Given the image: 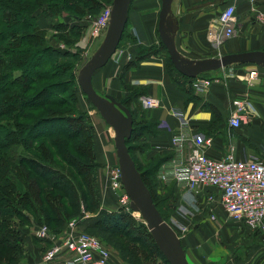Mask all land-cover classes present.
Returning a JSON list of instances; mask_svg holds the SVG:
<instances>
[{"label": "trees", "instance_id": "obj_1", "mask_svg": "<svg viewBox=\"0 0 264 264\" xmlns=\"http://www.w3.org/2000/svg\"><path fill=\"white\" fill-rule=\"evenodd\" d=\"M106 1L112 3V0H0V264H18L24 241L20 227L30 222V217L59 232L71 219H83L87 213L93 215L89 218L96 215L98 220L84 230L92 231L104 244L115 248L123 264L146 261L170 264L143 220L117 205L113 209L102 206L99 174L102 164L95 155V131L91 118L79 110L77 103L78 92L82 90L77 73H73L78 56L49 44L47 29L43 27L47 24L39 21V15H43L48 25L59 32L57 37L71 44L73 40L64 32L70 26L69 19L75 21L69 30L79 35L86 14H98ZM125 41L136 45L127 24L119 47ZM160 55L166 58L171 81L188 94L192 91L195 77L175 69L160 38L149 46L136 45L132 59L120 71L122 91L128 90V94L117 97L109 93L133 116V131L126 140L132 158L133 148L139 155L146 152L148 136L157 133V120L148 117L143 109L131 108L139 88L125 84L123 74L151 56ZM132 140H136L135 145L130 143ZM149 158L144 169L133 159L160 215L168 223L174 203L164 191L157 190L158 186H165L156 178L160 165L170 157L155 154Z\"/></svg>", "mask_w": 264, "mask_h": 264}, {"label": "crops", "instance_id": "obj_2", "mask_svg": "<svg viewBox=\"0 0 264 264\" xmlns=\"http://www.w3.org/2000/svg\"><path fill=\"white\" fill-rule=\"evenodd\" d=\"M228 3L229 0H179L177 6L174 5L172 8L179 23L175 36L177 50L190 59L208 58L215 56V53L219 56L238 51L263 50L264 19L261 20L259 16H264V0L255 3L237 2L235 34L219 45L210 39L212 23ZM160 6L161 0H131L127 30L135 39L136 45L149 46L158 42L157 23ZM136 45L125 41L121 46L122 52L111 57L105 66L94 72L92 83L98 90L107 94L112 93L117 97L128 94V90L122 91L120 71L123 64L131 60L129 56L132 57L134 54ZM165 61L163 55L151 56L136 69H129L123 74L125 84L139 88L136 90L137 96L131 101V108L143 109L148 117L157 120L155 128L157 133L148 136L146 140L148 148L141 156L146 161L155 154L170 157L160 165L157 180L166 175L167 180L163 182V186L167 189L174 188L182 199L184 195L191 198L187 188L177 187L182 183L175 180L172 172L186 160L193 144L192 137L196 133L202 134L207 141L203 148L210 157L220 158L231 154L237 160L248 158L264 162V69L253 63L226 66L210 74L211 82L207 88L199 89L192 84V91L188 94L171 81ZM254 69L258 70V75L251 79L249 73ZM96 76L100 83L98 87L94 82ZM152 96L159 100V104L148 109L143 106L141 98ZM238 98L247 102L245 106L247 113H242L241 124L239 128H235L230 125L229 119L237 112L233 101ZM172 109L185 113V124L181 123L182 119L172 114ZM182 135L181 143L172 141L173 136ZM96 145L97 160L104 165L99 172L102 206L113 209L118 203L107 188L106 169L117 159L111 151L102 153L99 142H96ZM192 194L196 199L195 212L198 213V224L203 222L201 211L224 216V219L216 221L215 229L210 231L211 237L206 241L208 245L204 247L202 242L198 247L200 252L194 254L199 262L264 264V233L257 231L255 234L245 233L242 238L231 237L236 231L235 226L238 229H241V226L222 208L220 193L214 187H203L196 195L194 192ZM208 195L214 196L215 200L210 202L207 199ZM85 217L88 222H85V225L93 224L96 218L98 220L96 215L94 219L89 218L93 217L91 214H85ZM206 217L207 215L205 220ZM197 233L202 234V227ZM186 241L187 239L185 241L181 239L187 255L191 244ZM112 256V264H122L117 255Z\"/></svg>", "mask_w": 264, "mask_h": 264}, {"label": "built area", "instance_id": "obj_3", "mask_svg": "<svg viewBox=\"0 0 264 264\" xmlns=\"http://www.w3.org/2000/svg\"><path fill=\"white\" fill-rule=\"evenodd\" d=\"M239 1L255 3L261 0H229V3L221 9L219 16L212 23L213 28L209 33L210 39L216 45L235 34L237 27L235 7ZM110 10L111 5L97 16H87L91 36L96 37L103 30L106 31ZM259 18L263 20L264 16H259ZM129 58L131 57L129 56ZM257 75L258 70H251L249 78L252 79ZM210 82L211 78L195 77L192 84L196 88L205 89ZM141 101L143 106L148 109L159 104V100L153 96L142 97ZM233 104L237 112L229 119V123L231 126L239 128L242 119L241 112L245 110L247 102L238 98L233 101ZM172 114L178 119H182L181 123H186L185 113L182 110L172 109ZM182 140L183 135L172 137V141L175 143H181ZM192 142L186 160L173 169V177L186 186L193 201L196 200L193 192L196 195L198 190L203 187H214L220 193L222 208L232 219L243 223L251 230H259L264 233V162L248 158L237 160L231 154L220 158L210 157L204 152L203 146L207 141L200 133H196L192 137ZM107 174L108 185L116 193L118 207L137 218L139 214L131 208L129 195L122 186L119 166L109 167ZM159 180L165 182L166 175L159 177ZM207 197L210 202L215 200L214 196L208 195ZM212 218L214 219L215 215ZM80 221L77 218L71 219L66 228L57 234L52 233L45 224L38 227L37 236L51 242V245L41 252L39 264H112L108 246L95 235L84 232L80 228ZM170 226L180 229L175 221L171 222ZM178 237L180 238L179 235Z\"/></svg>", "mask_w": 264, "mask_h": 264}, {"label": "water", "instance_id": "obj_4", "mask_svg": "<svg viewBox=\"0 0 264 264\" xmlns=\"http://www.w3.org/2000/svg\"><path fill=\"white\" fill-rule=\"evenodd\" d=\"M178 1L161 0L157 23L159 38L165 45L168 56L177 71L194 78L208 71H216L237 64L253 63L264 69V50L238 51L198 59L184 56L177 50L175 42L179 23L172 8L174 5L177 6ZM130 5L131 0H112L107 31L97 48L89 56L84 57L77 75V82L99 115L114 130L113 143L121 173V183L129 195L131 208L139 213L154 243L170 264H191L175 229L160 215L150 190L130 155L126 140L130 138L133 131V116L129 109L111 94L99 93L92 84L94 72L105 66L119 47L128 21ZM241 113L247 112L242 110Z\"/></svg>", "mask_w": 264, "mask_h": 264}, {"label": "rangeland", "instance_id": "obj_5", "mask_svg": "<svg viewBox=\"0 0 264 264\" xmlns=\"http://www.w3.org/2000/svg\"><path fill=\"white\" fill-rule=\"evenodd\" d=\"M109 5H111L110 2H107V1L104 2L103 7L98 12V14H100V12L102 10H105L106 7H108ZM98 14H96V15L86 14V17H87V15L97 16ZM69 20L70 21H68V22H69L70 26L75 24L74 19H69ZM39 21H40V24H44V22H45L48 25V23L46 22V18H44L43 15H39ZM81 24H82V27L79 29V31H80L79 35H73V32H71V30H69L70 26L65 28L64 32H67L66 37L68 39L73 40L71 44L64 42L65 40H60L57 37V34L59 32L54 27H51L50 24L48 25L49 27L47 25H43V27L45 29H47V32H48L47 36L49 39V44H51L54 47H58L59 49H62V50L68 49L73 54H76L78 56L79 62L77 61L76 66L73 70V73L75 72V74L77 73V75L79 72V68L82 65V61H83L84 57L89 56L93 52V50L97 48L100 40L105 35L104 33L107 31V30L106 31L103 30V32L100 35L94 37V36H91V32L89 31V27H90L89 22H87V20L86 21L84 20L81 22ZM118 49L119 50L113 55V57L117 56L120 53L121 46ZM214 55L218 56L216 53ZM208 72H210V73H208ZM208 72H207L208 75L206 77L209 78L210 74L214 71H208ZM202 74H204V73H202ZM200 75H198L196 77H204V76H200ZM94 82H95V85L97 87L100 86V83L98 82V76L94 77ZM79 92H78L79 100L77 102L78 108L80 111L86 112L87 115L91 118V124L93 126V131H95L94 142H99V145H101L102 153L105 154V153L111 151L114 154V157L116 159L115 145L113 143L114 130L111 128V126H108L107 123L104 121V119L99 115L97 109L93 106L92 103H90V101L87 98V96L85 95V93L82 92V90ZM130 143L132 145L133 144L135 145L136 140H134V141L132 140ZM131 154H132L133 158H135L136 162L142 167V169H144V167L147 166L148 161H146V159L143 158V156H141V154L139 155L138 151H135L134 148H133ZM95 155H96V149H95ZM96 159H97V157H96ZM56 161H58V163H60L64 167V169H68V168H66L64 163L59 161V159L56 158ZM114 165H118V160H116L115 163L111 164V166H114ZM111 166H108L107 169ZM102 167H104V165H102L101 168ZM107 169H106V174H107ZM159 172L160 171H158L157 176L159 175ZM156 181H158L159 184H163V182L157 180V178H156ZM106 185H107V188H109L112 196L114 195L116 197V193L113 190H111V188L108 185V174L106 175ZM181 186L186 188V186L183 184H181L177 187L180 188ZM157 190L159 192L164 191L162 193L164 195H166L174 203V213H172L171 217L169 218L170 220L168 223L171 224V222H173V221L177 222L178 226L180 227V229L177 228L178 229V231H177L178 235L180 236L181 239L183 238L184 241L187 239L186 242H188V243L190 242L191 248L189 249V251L187 250V255H186L189 262L191 264H206L203 262H199L197 257L194 256V254L197 255L200 252V248H198V247H200L202 242L204 243V247L206 245H208L207 244L208 242H206V241H208V239H210L209 237H211V234H209L210 231L215 229L214 225H216V221H219L218 219H221V218L224 219V216L222 215L220 217V215H218V216H215V218L213 219L212 218L213 213L210 214L207 211H204V212L201 211V213L203 215L202 216L203 222L198 224L197 223L198 219H199L198 213L195 212L197 210L196 201H193L191 198L187 197L186 195H184L185 197H183V199H184L183 200L181 198L180 194L176 193L174 188L167 189V187L158 186ZM182 194H183V192H182ZM116 199H117V197H116ZM117 207H118V205H117ZM205 215H207L206 220H205ZM138 217L140 220H142L140 218V215ZM200 217H201V215H200ZM30 219H31L30 222H28L24 226L20 227L21 233L24 236V241H23V251H22L21 258L17 261L18 264H39L38 261H39L41 252H43L46 248H48L51 245L50 241L43 239V238L42 239L39 238L37 236V233H36L39 226H42V224H45V225H47V224L46 223L39 224L32 217H30ZM77 219L81 220L83 222V224H82V222L80 221L79 225H80V228L85 232L86 230H84V228L86 226L85 225L86 217L83 219H79V218H77ZM232 221H234V220H232ZM234 222H236V221H234ZM86 223H88V222H86ZM67 224L65 225V227L62 230H64L66 228ZM90 225H92V224H90ZM240 226H241L242 230L238 229V227L235 226V230L238 232L235 231L231 235V237H234V238H240L241 237L242 238L245 233H248V234H251V233L255 234L256 233V232H253L254 230H251L250 228H249L250 229L249 230L247 226L242 225L241 223H240ZM201 227H202V234L199 235L197 233V230H199ZM50 231L52 233H55V234H57V232H58V231L54 232L52 230H50ZM88 232L90 234L95 235L99 240H101V238H99V236L97 234L93 233L90 230ZM107 246L110 249L111 256H112V254L114 256L117 255V257L119 259V255L117 254L116 249L110 245H107ZM195 246H197V248H195ZM119 261L122 263L121 259H119ZM147 263H148L147 261L144 262V264H147Z\"/></svg>", "mask_w": 264, "mask_h": 264}, {"label": "bare ground", "instance_id": "obj_6", "mask_svg": "<svg viewBox=\"0 0 264 264\" xmlns=\"http://www.w3.org/2000/svg\"><path fill=\"white\" fill-rule=\"evenodd\" d=\"M139 214V213H138Z\"/></svg>", "mask_w": 264, "mask_h": 264}]
</instances>
